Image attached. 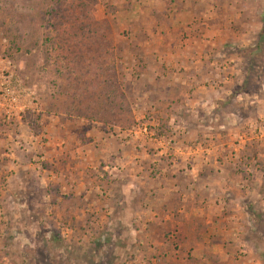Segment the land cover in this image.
Masks as SVG:
<instances>
[{"label":"rangeland","instance_id":"1","mask_svg":"<svg viewBox=\"0 0 264 264\" xmlns=\"http://www.w3.org/2000/svg\"><path fill=\"white\" fill-rule=\"evenodd\" d=\"M0 264H264V0H0Z\"/></svg>","mask_w":264,"mask_h":264},{"label":"crops","instance_id":"2","mask_svg":"<svg viewBox=\"0 0 264 264\" xmlns=\"http://www.w3.org/2000/svg\"><path fill=\"white\" fill-rule=\"evenodd\" d=\"M150 184V183H149ZM156 184V183H155ZM147 184L146 183H143V186H146ZM149 186V185H148ZM171 186V185H170ZM153 197H155V196H149V198H148V201H147V203H149L150 201H152V200H154L153 199ZM158 202V201H157ZM144 203V205H145V203L146 202H143ZM159 203V202H158ZM147 205V204H146ZM159 208L158 209H153L151 206H148L149 207V214H150V218L153 220V222H154V220L157 222V223H159V226H161L162 224H164V222L166 221V220H163V218L165 219V218H170V217H172V214L173 213H171V211L170 210H168L166 207H165V205H164V202H160L159 203ZM162 221H163V223H162ZM207 246H211V244L210 245H208V244H206ZM213 247V246H212ZM211 247V248H212Z\"/></svg>","mask_w":264,"mask_h":264}]
</instances>
